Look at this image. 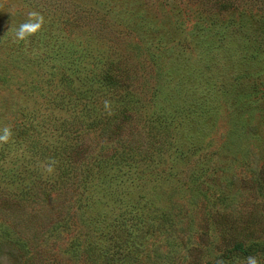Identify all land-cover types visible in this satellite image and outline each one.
<instances>
[{"label":"rangeland","instance_id":"obj_1","mask_svg":"<svg viewBox=\"0 0 264 264\" xmlns=\"http://www.w3.org/2000/svg\"><path fill=\"white\" fill-rule=\"evenodd\" d=\"M250 260L264 0H0V264Z\"/></svg>","mask_w":264,"mask_h":264},{"label":"trees","instance_id":"obj_2","mask_svg":"<svg viewBox=\"0 0 264 264\" xmlns=\"http://www.w3.org/2000/svg\"><path fill=\"white\" fill-rule=\"evenodd\" d=\"M236 246L240 252L244 250L243 244L241 242H238Z\"/></svg>","mask_w":264,"mask_h":264},{"label":"clouds","instance_id":"obj_3","mask_svg":"<svg viewBox=\"0 0 264 264\" xmlns=\"http://www.w3.org/2000/svg\"><path fill=\"white\" fill-rule=\"evenodd\" d=\"M250 264H255V261L254 260H250Z\"/></svg>","mask_w":264,"mask_h":264}]
</instances>
